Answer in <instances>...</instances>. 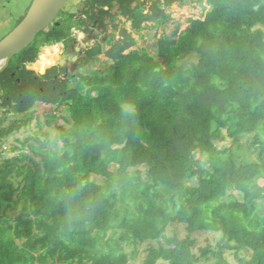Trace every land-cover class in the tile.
Segmentation results:
<instances>
[{"label": "trees", "instance_id": "16d2710c", "mask_svg": "<svg viewBox=\"0 0 264 264\" xmlns=\"http://www.w3.org/2000/svg\"><path fill=\"white\" fill-rule=\"evenodd\" d=\"M199 1L205 13L156 54L133 32L173 21L186 0L64 7L0 73V106L15 115L0 118V150L39 128L0 160V264H129L150 242L145 264H264V0ZM95 20L112 31L76 70L51 65L50 45ZM101 55L103 71H81ZM174 225L186 234L168 236ZM205 232L215 245L199 246Z\"/></svg>", "mask_w": 264, "mask_h": 264}, {"label": "rangeland", "instance_id": "374dc122", "mask_svg": "<svg viewBox=\"0 0 264 264\" xmlns=\"http://www.w3.org/2000/svg\"><path fill=\"white\" fill-rule=\"evenodd\" d=\"M84 1L85 0H69L65 5V8L73 12L80 11L83 8ZM32 2L33 0H0V40L4 35L9 34V32L11 31L10 28L15 22V20L19 21V19H21L25 14H27ZM205 11L206 10L204 9V4H202L199 0H186L184 6L175 4L167 10V12L172 15V18L174 19L173 21H170L166 25L161 26L159 28H153L152 23H143L144 29L142 30V35L139 32L133 30L132 21H128L125 18L120 17L119 20L121 21H119V23L121 27H126L128 30L134 31L133 36L137 39V45L135 46V48H146L152 54H156L157 43L160 37H162L165 34H171L178 25H180V30L185 29L189 24L190 18H200L205 13ZM5 20L6 22H4ZM111 31H112V26H108L107 31L103 32L101 25L99 24L90 25L84 29L74 28L72 31V37L73 40L76 41L75 43L77 44V46H79L80 48H90L93 45H95L97 42L102 40L103 36L107 32H111ZM89 35H92V37L97 36L96 40L90 39L88 37ZM56 45L59 48V52L57 54L58 56L57 60L53 64L63 63L67 65L68 63L69 65L71 64L70 66L72 68H74L75 60L73 56L77 55V53L74 52L72 56L69 55L67 52L68 49L62 44V42L50 46H56ZM47 47L48 46H45L41 49V52L39 54V59L36 62V65L41 63L42 61L41 55L44 52L45 48ZM100 58H101L100 61L83 67L81 71L85 74H91L96 70L103 71L106 67L104 63L108 61V57H106L105 55H101ZM38 110H40V112L42 113L47 110V107L39 106ZM4 117H6L4 126H9V124L15 118V115L13 113H6V109L0 106V118H4ZM38 129H39L38 121L35 120L28 127H25L20 131L14 132L9 137L3 139L2 148L0 150V160H3L6 157L13 156L14 153L11 152V148L13 145H18V139L22 140L29 135H35ZM246 140H247L246 138H243L241 141L244 147H242L241 149L238 148L236 149L238 155L240 156L247 155ZM229 144H230V140L219 143V146L224 147ZM175 234L180 237H183L186 234L185 226L184 225L171 226L167 231V235L172 236ZM196 237L198 239L199 246H206L208 244L215 245L216 241L220 238L219 234L213 232L198 233L196 234ZM150 245L158 246L159 243L150 242L141 245L139 249L140 250L139 255L137 256V258L132 259L129 264H145L147 249ZM213 261L214 260H211L210 262ZM230 262L232 264H238L234 260L232 255H230ZM158 264H164V263L160 262Z\"/></svg>", "mask_w": 264, "mask_h": 264}, {"label": "water", "instance_id": "95a60500", "mask_svg": "<svg viewBox=\"0 0 264 264\" xmlns=\"http://www.w3.org/2000/svg\"><path fill=\"white\" fill-rule=\"evenodd\" d=\"M68 1L33 0L23 19L0 40V73L9 66L14 56L34 42L40 32L55 23ZM76 49L80 50L79 47ZM77 58L78 56L74 60ZM35 66H37L36 63L32 68Z\"/></svg>", "mask_w": 264, "mask_h": 264}, {"label": "flooded vegetation", "instance_id": "af4514ba", "mask_svg": "<svg viewBox=\"0 0 264 264\" xmlns=\"http://www.w3.org/2000/svg\"><path fill=\"white\" fill-rule=\"evenodd\" d=\"M81 11V10H80ZM77 12H79V11H77ZM97 24H99V25H101L100 23H99V21L98 20H95L93 23H91L90 25H97ZM89 25V26H90ZM84 29V28H83ZM102 29H103V27H102ZM90 39H94V40H96V38H97V36H93L92 37V35H89L88 36ZM76 41H74L73 40V42L72 43H70L69 45H66L64 42H62V44L68 49V54L69 55H71L72 56V54L74 53V52H76L77 53V55H75V56H73V58H75L76 56H78V58H77V60H75V63H74V65H75V67L74 68H72L68 63H67V65H65V64H63V63H58V64H61V65H65L67 68H68V70H70V71H74L76 68H77V61H78V59H79V56H80V54L82 53V52H84V50L86 49V48H80L79 46H77V44L75 43ZM71 47V48H70ZM77 47H79L80 48V50L78 51L76 48Z\"/></svg>", "mask_w": 264, "mask_h": 264}, {"label": "crops", "instance_id": "0c3cea01", "mask_svg": "<svg viewBox=\"0 0 264 264\" xmlns=\"http://www.w3.org/2000/svg\"><path fill=\"white\" fill-rule=\"evenodd\" d=\"M25 16V15H24ZM6 22V20L4 21ZM18 24V21L15 20V22L13 23V25L11 26L10 30H13V28ZM6 35H4L1 39H3Z\"/></svg>", "mask_w": 264, "mask_h": 264}, {"label": "built area", "instance_id": "2783aa9c", "mask_svg": "<svg viewBox=\"0 0 264 264\" xmlns=\"http://www.w3.org/2000/svg\"><path fill=\"white\" fill-rule=\"evenodd\" d=\"M6 148V147H5Z\"/></svg>", "mask_w": 264, "mask_h": 264}]
</instances>
